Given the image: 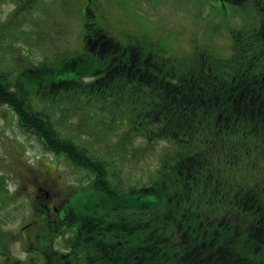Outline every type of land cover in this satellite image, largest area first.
<instances>
[{
  "label": "rangeland",
  "instance_id": "1",
  "mask_svg": "<svg viewBox=\"0 0 264 264\" xmlns=\"http://www.w3.org/2000/svg\"><path fill=\"white\" fill-rule=\"evenodd\" d=\"M12 2L0 3V70L2 76L5 75L4 78L11 82L20 79L28 67L39 68L43 64L53 67L73 55L86 56L87 50H82V46L87 49L83 39L86 23V15L81 14L83 6L95 9L96 23H90L102 27L108 35L123 42L139 41L143 45L150 41L154 43L152 48L155 53L165 57L173 56L182 69L194 64L196 66L198 63H194L193 59L200 63L203 60H221L220 64L224 61L222 59H228L233 62V66L243 56L249 65L254 61H257V65L261 58V67H256L259 66V71L264 73V0H45L50 6H13L10 5ZM236 32L243 43L238 51H233ZM248 47L254 50L250 51ZM94 57L92 55L91 58L95 60ZM128 57L130 59L131 56ZM234 70L231 69V72ZM177 72H180L178 68ZM62 73L66 71L57 75ZM36 76L41 77V74ZM251 78L253 83L259 79L258 76ZM146 85L149 88L150 84ZM10 86L13 88L12 84ZM130 87L125 86L127 93L121 95L123 99L133 102L132 107L126 108L124 100L121 101L117 96L103 101L105 107L100 109L95 107L102 106L96 101L91 110L95 117L90 121L74 112L64 113L66 105L61 101L55 109L47 112L53 116L61 135L83 145L91 156L104 161L107 178H110L115 188L149 185L154 182L162 165L177 179L178 163L175 162V155L181 142H148L147 131L143 129L141 134L135 135L136 127L132 129L133 135L127 138L128 119L134 121V125L138 122L135 107L142 105L144 109L147 106L143 94L130 97ZM35 97L31 91L29 103L34 100L36 102ZM39 103L44 105L42 101ZM108 109H114L112 118L107 114ZM243 130L248 132L247 129ZM250 132L244 145L229 141L220 152L210 151L207 155L205 182L222 186L224 197L228 201L233 199V203L236 184L240 181L237 172L243 173L249 180H253L254 176L264 178V158L259 159L258 167L251 164L249 157H243L241 161L245 168L238 163V153L241 150L244 152V147L249 146L254 139L252 136L259 133L255 130ZM48 151L35 134L19 126L11 109L0 105V190L5 194L0 197V264H17L29 257L28 250L23 252L25 247L19 245L21 242L18 239L24 235L25 244L33 245L34 239L28 240L25 237H31V223L40 219L44 212V208H37L35 202L37 195L40 198L47 195L44 190L51 196H70L69 205L76 209H79L82 201H92L89 197L92 175L74 166L63 155L56 156ZM101 190L97 189L99 192ZM44 199L46 202V197ZM107 202L108 210L104 206H95L93 209L99 215L98 218L102 219L96 234L92 230L86 231L90 241L94 236L98 237L99 244H94L97 250H102V241L113 234L115 238L111 237L112 242L115 239L121 241L124 232L123 242L129 248L123 253L128 251L132 258L142 259V253L153 255L159 260H167L169 256L177 260L181 256L182 250H179L181 248L178 243L186 239L177 219L172 220L160 214L157 205L131 207L128 203L122 204L118 197L110 208L112 200L107 199ZM233 203L230 202L233 210H229L234 213L231 217L239 223L244 222L246 217L242 213L245 211L237 209ZM220 219L221 215H218L211 220L216 225ZM25 224L28 226L24 229ZM139 226L142 228L137 230ZM154 226L157 227L156 231ZM111 227L125 230L113 232ZM71 228L69 226L63 236L52 237L55 238L56 248L64 250L62 253H71L73 250L80 260L82 248L80 251L72 248L75 239L78 246H84L86 236H82V232L79 238L75 237ZM146 228L148 233H145ZM155 234L158 236L156 243H148V239ZM11 239L16 243H10ZM133 249H137L140 255ZM195 253L201 255V251L196 250ZM100 254L94 252L92 256L97 259ZM96 261L91 260L93 263Z\"/></svg>",
  "mask_w": 264,
  "mask_h": 264
},
{
  "label": "trees",
  "instance_id": "2",
  "mask_svg": "<svg viewBox=\"0 0 264 264\" xmlns=\"http://www.w3.org/2000/svg\"><path fill=\"white\" fill-rule=\"evenodd\" d=\"M85 28L87 31L84 39L108 35L94 26L88 25ZM234 36L233 51H238L243 40L237 32ZM133 42L112 40V47L108 48L103 57L93 54L91 46L85 42L87 49L83 47L82 50H87L86 56L73 55L53 67L46 64L39 68L28 67L22 72V77L14 82L5 79L0 71V105L11 109L19 126L35 134L46 149L65 154L74 164L92 175L89 184L91 189L94 188L89 193L92 201H82L79 209H76L69 205V197H57L56 204L63 201L66 210L74 211H66L63 217L56 216L55 222L49 225L43 222L31 224V236H39L35 242L42 245L46 243V247L51 249L50 237L64 233L72 226L75 231H82V236H86V242L83 243L86 246L76 245L78 241L75 240L72 249L76 250L78 246L80 251L82 248L81 258L87 264H214L215 261V264H264V178L254 176L253 180H249L243 173L237 172V179L240 181L236 184L234 203L233 199L228 201L224 197L222 186L205 182L208 153L220 152L229 141L244 145L250 130L259 133L252 136L254 139L249 146L244 147V152L241 150L238 153V163L242 165L243 157H249L251 164L258 167L259 159L264 158V73L259 71L263 63L261 58L257 64L260 67L255 65L257 61L251 65L246 64L241 56L239 62L234 60L233 66V62L228 59H222V64L221 60H203L200 63L193 59L194 63H198L196 66L194 64L182 69L173 56L165 57L155 53L152 42L148 41L145 45L139 41ZM248 48H251L250 51L254 50L252 47ZM130 54L132 58L129 59ZM92 55L95 60L91 58ZM262 55L264 58V50ZM129 63L132 71L127 75L124 69ZM177 68L180 72H177ZM65 71L66 73L57 75ZM37 74H41V77H37ZM252 76H258L259 79L253 83ZM146 84H150L149 88ZM125 86L131 88L130 97L143 94L144 102L147 103L144 109L142 105L135 107L138 118L136 125L128 119L127 138L133 135L132 129L136 127L135 135L141 134L143 129L147 131L148 142H181L175 155V162L178 163L177 179L162 165L154 182L149 185L115 188L110 178H107L104 161L91 156L83 145L61 136L53 116L47 112L55 109L61 101L66 105L64 113L74 112L90 121L95 117L91 110L96 101L102 105L95 106L100 109L105 107L103 101L116 96L121 101L124 100L123 104L129 109L133 102L123 99L121 95L127 93ZM31 91L36 95V102L34 100L29 103ZM40 101L49 105L43 107ZM113 104L116 105V102ZM113 111L114 109L107 110L110 118ZM243 129H247L249 133ZM99 188L102 189L101 193L97 191ZM1 196H5L2 190ZM118 197L122 204L128 203L131 207L157 205L160 214L172 220L177 219L186 239L185 242L178 243L181 248L179 250H182L181 256L177 260L172 259V256L167 260H159L153 255L142 253V259L132 258L128 251L123 253L129 248L123 242L124 232L121 241L115 239L112 242V238H115L113 234L102 241V250H97L94 244L98 243V237L94 236L90 241L86 232L92 230L96 234L102 225V219L98 218L99 215L93 209L95 206H104L108 210L107 199L112 200V208ZM230 202L237 209L245 211L242 213L246 217L244 222L239 223L231 217L234 213L230 211L233 210ZM218 215H221V219L214 225L211 219ZM49 219L53 220V217ZM79 227L82 228L79 230ZM141 228L139 226L137 230ZM156 228L154 226V231ZM119 229L125 230L111 227L113 232ZM147 231L148 228L145 233ZM157 238L155 234L148 239V243L155 244ZM126 241L130 243L129 239ZM167 242L171 243L169 239ZM133 250L140 255L137 249ZM196 250L201 251L200 256H197ZM94 252L101 253L100 259L93 258ZM38 255L42 260L43 256ZM76 255H71L73 264H80L81 260ZM91 260L97 261L93 263Z\"/></svg>",
  "mask_w": 264,
  "mask_h": 264
},
{
  "label": "flooded vegetation",
  "instance_id": "3",
  "mask_svg": "<svg viewBox=\"0 0 264 264\" xmlns=\"http://www.w3.org/2000/svg\"><path fill=\"white\" fill-rule=\"evenodd\" d=\"M6 1H9V0H0V3L4 4ZM10 5H13V6H47V5H49L50 6V4H47L45 2V0H13V2ZM105 43L106 42L103 41L101 39V37L95 38L93 40V45H92L93 52L96 51V52L100 53V55H102V56L104 54H106L109 46H105ZM43 192H44V194H47V195L45 196L46 202L44 199L45 197H43L41 200L42 207L44 208V212L42 213V215L44 216L42 218V222L45 223V225H49L51 222H55L54 218L56 216L59 215V217H61V216L63 217L64 215H66V211H70V210H66L64 208L63 201H60L58 204L54 205L56 203V198L60 197V196H57V197L54 195L51 196V195H49V192H47L46 190H44ZM43 192H42V194H43ZM47 204H49V205H47ZM51 216H53V220L49 219ZM71 229L73 231V228H71ZM66 231H68V229ZM81 233H82V231H79L80 235H81ZM37 238H39V236H37V235H33L31 237H26V239H28V240L34 239V241H32L33 245L31 247L32 251H33V256L30 258H26L25 261L22 262V264H66V263L67 264H73V262H74L73 258H70L71 255L75 254V253H73V250H71V253L68 251L66 253H62L61 249L54 248L53 242H52L54 240L53 237H50L51 242L49 245H51V249L49 247H46L47 246L46 243H44L45 245H42L39 243L40 246H38L35 243V240ZM78 250L79 249L77 248L76 251H78ZM36 254H37V256H36ZM38 254L43 256L42 260H40L41 257H39ZM80 260H81L80 264H87V262L83 263V258H81Z\"/></svg>",
  "mask_w": 264,
  "mask_h": 264
}]
</instances>
